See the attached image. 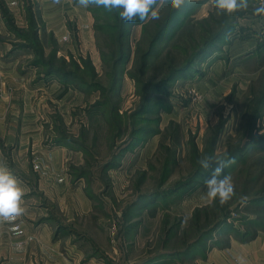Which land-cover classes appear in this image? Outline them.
<instances>
[{
  "label": "rangeland",
  "instance_id": "374dc122",
  "mask_svg": "<svg viewBox=\"0 0 264 264\" xmlns=\"http://www.w3.org/2000/svg\"><path fill=\"white\" fill-rule=\"evenodd\" d=\"M259 2L251 0L246 9L235 10L236 24L196 60L192 59L195 49L202 46L208 33L223 27L226 12L217 14L213 0L187 1L181 15L166 31L162 29L160 36L156 32L167 18L168 6L155 9L158 25H125L130 33L124 56L116 41L122 27L108 26L104 22L107 12H96L99 6L93 2L84 6L77 1L76 14L69 20L70 36L61 38V44L53 34L41 33L48 46L40 47V59L44 56L49 62L68 64L74 71L78 64L83 80L71 88L81 91L85 84L91 87L75 97L67 115L54 110L46 117L44 142L55 145L71 137L76 142H70V147L92 155L95 169L102 163L103 168L108 165L111 173L103 174L102 189L93 186L88 191L93 215L103 219L115 235L129 225H135L134 232L143 222L151 225V236L143 245L151 254L154 246L158 253L189 246L198 264L210 248L219 247L231 234L235 236L234 225L240 228L238 220L229 219L214 231L208 230L221 218L216 217L219 212L214 201L206 202L204 181L213 171L204 170L198 180L194 177L191 183L177 187L197 170L200 159L209 155L219 127L216 155L228 150L229 144H244L250 138L244 131L249 101L261 97L264 74V14L254 13ZM108 15L109 23L115 21L111 12ZM7 18L13 20L15 31L26 29L16 24L17 20L22 23L23 17ZM42 28L46 27L40 17ZM15 37L22 40L18 34ZM174 68L178 72L169 79ZM43 71L40 65V73ZM148 82L155 86H147ZM258 129L253 139L264 136V114ZM261 148L264 144H252L246 155H264ZM227 169L229 166H224L221 174L232 178L234 172ZM160 190L162 193L154 196ZM94 226L89 228L91 232L97 231ZM165 257L169 256L158 259Z\"/></svg>",
  "mask_w": 264,
  "mask_h": 264
},
{
  "label": "crops",
  "instance_id": "0c3cea01",
  "mask_svg": "<svg viewBox=\"0 0 264 264\" xmlns=\"http://www.w3.org/2000/svg\"><path fill=\"white\" fill-rule=\"evenodd\" d=\"M42 3L40 8V0H0V165L17 177L24 208L17 216L0 218V264H196V253L189 246L160 253L154 246L152 254L143 249L152 231L145 222L136 232L135 225L118 235L110 232L107 223L93 215V198L88 194L93 186L102 189L109 168L102 163L95 169L92 155L70 143L44 142L46 117L54 110L67 115L82 90L40 73V43L48 46L41 33L53 34L58 45L61 38L66 40L77 1ZM7 15L23 17V24L16 19L17 26L26 28L23 33L12 28ZM40 17L46 27L41 30ZM93 224L95 232L89 230ZM218 245L198 264H237L238 255L245 264H264V229L248 240L231 234ZM163 256L169 257L158 259Z\"/></svg>",
  "mask_w": 264,
  "mask_h": 264
},
{
  "label": "trees",
  "instance_id": "16d2710c",
  "mask_svg": "<svg viewBox=\"0 0 264 264\" xmlns=\"http://www.w3.org/2000/svg\"><path fill=\"white\" fill-rule=\"evenodd\" d=\"M78 1V0H76ZM189 0H183V2L180 4L177 8H171L169 7V13L167 14V18L165 21H163L160 24V28L157 30L156 33L160 34L166 31L172 24V22L176 19V17H179L181 15V11L183 6L186 4V2ZM195 2H204L205 0H193ZM251 2V0H248V2ZM256 1V0H255ZM259 1V0H257ZM96 12L101 11L107 12L105 15L104 22L110 26L112 29L121 28V32L117 34L116 41L120 44V48H118V52L121 56H124L125 51L129 50V31H125L123 28L125 25L130 24L128 22H125V20L120 17L119 10L118 9H105L103 6H99L96 8ZM101 9V10H100ZM108 12L112 13L113 19L115 21L108 22ZM235 11L232 13H226L224 15V22L223 27L221 28V31H218L217 33H208V35L205 37L204 42L201 47H199L193 54V58H198L201 54L206 52L212 44H214L216 41L220 39L221 36H224L228 33V31L236 24L235 23V17H234ZM245 14V13H242ZM117 18V20H116ZM13 26V25H12ZM165 28V29H164ZM164 29V31L162 30ZM126 33V34H125ZM25 36L27 34H24ZM162 35V34H161ZM162 38V37H161ZM127 39V40H126ZM160 39V37H158ZM40 47H42L40 43ZM43 48V47H42ZM43 59H40V65L44 67L43 71L45 76L47 77H58L60 81L65 83L67 86H77L81 84L83 78L78 72L80 69L79 65L75 63V71L72 69H69L68 64L61 65L60 63H55L54 61L49 62V59H46V57H42ZM120 58V57H119ZM191 59V60H192ZM119 60V59H118ZM183 68H186V65L183 66ZM178 72L177 68H174L171 71V74H169V79H172L174 75ZM261 80V77L258 78ZM258 80V81H259ZM147 86H155V82H148ZM88 87L86 84L79 89H82L84 91H90L87 90ZM260 98L259 99H251L249 101V107H248V113H247V123L245 126L244 131L247 132L248 136L250 137L247 142L244 144L240 143L239 141L235 144H229L228 150L225 152L216 155V147L218 144V139L220 136V131L222 127H219V130L214 136V139L210 145L211 151H209V155H215L218 157H222L225 161L224 166H229V172L233 173L232 180L234 181V194L230 200H228L224 204H220L218 199L214 200L213 205L216 206V209L218 210L219 214L216 215V217L221 216V218L215 223L214 226L210 227L211 232L214 231L217 227L220 226L221 223L227 222L229 219L232 220H238V223L240 225V228H237L236 226L233 228L234 233L236 237H239L242 240H248L250 238H253L259 229H264V155H258L257 156H251L250 154L246 155V151L252 144H264V136H261L259 138L253 139L254 133L257 132L258 129V122L261 119V117L264 114V74L262 77V86H261V92H260ZM100 103V101H99ZM251 104H255L252 105ZM70 142H76L71 137H66L64 141L58 140L57 143H65L69 144ZM71 144V143H70ZM234 145H236L234 147ZM264 151V148H261ZM206 151V150H205ZM204 151V152H205ZM199 156L201 154H198ZM207 155V154H206ZM251 156V157H249ZM252 159V160H251ZM250 160V162H249ZM218 161L212 160L210 161V165L208 168H204L201 166V164L198 166L197 170H195L193 173H191L184 181L181 183L177 188L181 187L182 185H186L188 183H191L193 180L192 178L196 177V180L202 177L204 170H211L214 171V169L218 166ZM236 163L234 166L233 164ZM239 164V165H238ZM254 166H258V170L253 172L251 171ZM108 168V165L106 166ZM105 168V169H107ZM230 173V174H231ZM234 174H238L236 177ZM191 180V181H189ZM237 180V181H236ZM236 182V183H235ZM258 187H255V186ZM165 190V189H162ZM154 196L161 194V190L157 191ZM161 192V193H160ZM172 192V191H171ZM153 196V197H154ZM146 199L152 198L148 195H144ZM244 214L241 217H233V214ZM254 215L253 218L249 219L248 217ZM242 229H245V231H242ZM204 231L202 235L208 231ZM198 241H196L197 243Z\"/></svg>",
  "mask_w": 264,
  "mask_h": 264
},
{
  "label": "clouds",
  "instance_id": "9594fccd",
  "mask_svg": "<svg viewBox=\"0 0 264 264\" xmlns=\"http://www.w3.org/2000/svg\"><path fill=\"white\" fill-rule=\"evenodd\" d=\"M90 2L108 10L118 9L120 17L125 22H134L138 26L145 24L155 26L160 23L155 15L157 6L177 8L183 0H78V3L84 6ZM212 7L217 14L232 13L237 9H246L248 0H213ZM254 13L264 14V0H260L258 6L254 8ZM212 160L219 163L212 175L204 181L205 195L209 201L218 199L220 204H224L234 194V183L229 174H221L225 165L222 157L205 155L200 159V164L208 168ZM22 196L23 189L17 177L6 166L0 165V218L7 219L21 214L24 211L21 204ZM236 260L237 264H245L242 256H236Z\"/></svg>",
  "mask_w": 264,
  "mask_h": 264
}]
</instances>
